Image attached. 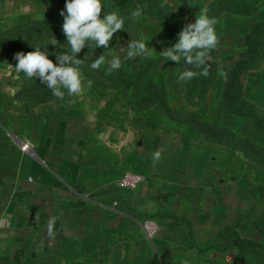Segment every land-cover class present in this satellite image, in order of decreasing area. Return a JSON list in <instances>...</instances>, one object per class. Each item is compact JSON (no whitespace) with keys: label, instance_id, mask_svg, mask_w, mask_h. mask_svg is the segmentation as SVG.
<instances>
[{"label":"rangeland","instance_id":"rangeland-1","mask_svg":"<svg viewBox=\"0 0 264 264\" xmlns=\"http://www.w3.org/2000/svg\"><path fill=\"white\" fill-rule=\"evenodd\" d=\"M162 1L170 17L184 26L195 22L201 8L210 11L208 15L218 13L219 45L209 54L208 77L177 82L191 65L183 60L164 62L159 56L174 45L167 23L160 15L146 13L130 19L124 11L135 10L136 0H124L105 13L116 12L125 21L110 49L86 46L87 51L77 56L84 60V95L39 101L45 89L51 91L46 86L32 87L37 79L17 74L13 57L16 52L34 51L54 37H45L37 29L29 38L15 35L11 30L28 22L19 21V16L0 19V158L12 152L9 145H20L22 151V141L35 145L32 130L37 133L45 118L61 117L64 110L75 107L74 112L100 133L104 145L121 149V158L115 157V166L108 167L109 183L128 196L135 189L122 188L117 180L130 171L142 177L132 200L115 193L104 198L103 207L95 203L80 211L85 229L72 245H63L57 252L51 247L46 258L22 264H264L263 253L232 243L247 237L264 246V133L255 124L256 117H264V50L245 49L247 35L255 37L248 45L256 46L257 40L264 46V0ZM236 2L249 9L240 10ZM138 39L147 43L156 59H126L127 44ZM63 47L47 45L54 63L52 53L63 52L67 43ZM110 53L120 56L119 70L106 75L107 65L98 70L90 67L101 54L111 59ZM245 58L249 63L238 75L241 88H233L240 89L252 107L243 116L230 110L222 94L226 80L217 72L221 63L226 71ZM161 97L176 117L162 111ZM69 99L74 103H67ZM191 113L218 134L190 133L186 116ZM248 140L254 144L250 151L245 149ZM157 149L162 156L153 164L151 154ZM145 218H153L159 226L151 238L141 228Z\"/></svg>","mask_w":264,"mask_h":264},{"label":"crops","instance_id":"crops-1","mask_svg":"<svg viewBox=\"0 0 264 264\" xmlns=\"http://www.w3.org/2000/svg\"><path fill=\"white\" fill-rule=\"evenodd\" d=\"M65 2L0 0V19L45 13L58 17ZM74 111L72 107L61 117L45 118L37 133L31 132L35 145L30 151L9 145L12 152L0 158V217L9 221L0 233V264L40 261L51 247L57 252L72 245L85 229L80 211L95 203L103 207L104 198L115 193L126 201L137 195L138 189L127 196L109 183L108 167L115 166V157L121 158V149L104 145L100 133ZM52 216L59 217L54 239L46 234Z\"/></svg>","mask_w":264,"mask_h":264},{"label":"clouds","instance_id":"clouds-1","mask_svg":"<svg viewBox=\"0 0 264 264\" xmlns=\"http://www.w3.org/2000/svg\"><path fill=\"white\" fill-rule=\"evenodd\" d=\"M163 6L161 4V7ZM103 9L102 0H66L64 9L59 14L63 17L62 32L68 45L67 52L52 53L56 58L55 63L49 58L47 45L64 48L54 36L43 46H36L34 51L16 52L13 57L17 61L14 67L16 73H23L27 79H39L52 95L61 101H64L66 96L68 98L82 97L85 92V78L81 70L84 60L78 59L77 54L86 46L90 49L97 47L110 49L114 34L124 30V19L116 12L107 13L101 18ZM142 14L143 8L138 4L130 13V19H139ZM216 24L217 20L209 17L206 8L199 9L195 22L186 24L177 34L174 45L159 53L164 62L173 61L179 64L183 60L185 64L191 65L179 74L177 82L190 80L198 75L204 77L210 75L207 63L209 54L219 45ZM120 48L123 50L124 47ZM149 48L142 39L131 40L127 44L126 59L136 57L156 59ZM110 55L112 58L108 59L105 54H101L91 63L90 67L98 70L102 65H107L106 75L119 70L122 66L120 56L111 53ZM192 67L200 71H193ZM217 75L224 79L228 77L222 63ZM87 84L90 86L91 81ZM67 103H74V100L69 99ZM161 156L162 150L157 149L153 152L151 154L153 164L158 163ZM58 219L57 216L48 219L46 234L49 238H55L54 226Z\"/></svg>","mask_w":264,"mask_h":264},{"label":"trees","instance_id":"trees-1","mask_svg":"<svg viewBox=\"0 0 264 264\" xmlns=\"http://www.w3.org/2000/svg\"><path fill=\"white\" fill-rule=\"evenodd\" d=\"M124 0H102L103 5H104V9L102 10L101 13V18H103V16L105 15V13L110 9L114 8L115 4L117 2L123 3ZM141 5V7L143 8V14H154L156 16L160 15L164 21L167 23V29H168V34L171 37V41L173 43L176 42L177 40V34L182 30V28L184 27V25H180V22L175 19L174 17H170L171 13L168 10V6L165 2H163L162 0H136V2L134 3V8L136 7V5ZM161 4H163L164 6L161 7ZM238 8H240V10H246L249 9L248 6L246 7L245 3L244 4H240L239 2L235 3ZM108 9V10H107ZM215 9V8H214ZM213 9V10H214ZM106 10V11H105ZM111 10V9H110ZM132 11L129 9H126L124 11V14H130ZM210 12V11H208ZM209 14V13H208ZM211 14V13H210ZM218 13H214V15H209L210 18L211 16H214L213 18L216 19ZM19 21H26L28 22L29 25H22L21 23L18 25V27H14V29H12V34L15 35H26L25 37L29 36L31 37V35L33 34V32L37 29L38 31H40V34H42L43 36H55V38L57 40H60L62 45L64 46V44H66V37L64 36L63 32H62V23L63 21L60 20L58 17H56L53 14L50 13H45L42 15V17H38V18H34V16L30 15V14H25V15H20L18 17ZM263 37L262 35H259L257 37ZM245 41L247 42V44L245 45V49L246 51L252 50V51H257V49L255 47H258L260 49L264 50V46H262V44L260 45V41H257V45L254 46H250L248 45L250 43V41H254L255 42V37L251 36V35H247L245 38ZM67 47H65L63 52L60 53H66L67 52ZM88 49V48H87ZM87 49L85 48L84 50H82L83 53L85 51H87ZM245 53V52H244ZM78 56V54H77ZM53 59L56 60L55 57H53ZM247 59L245 58L244 61H242V59H238L235 61L234 64L230 65L226 72L228 73V77L227 79H225V84H224V88H223V97L224 99L230 104V110L232 112H234L236 115H248V113L250 112V109L252 108L251 105L248 104V102L242 97L241 91L240 89L237 90L236 92L233 91L234 87H238L241 88V83L238 80V75H239V70L243 69L246 67V64H248L249 62L246 61ZM208 63V61H207ZM192 80V83H194L195 77L190 79ZM32 87L35 86H41L44 87L46 85L42 84L39 79H37V81H33L30 84ZM237 96V99H236ZM238 96L239 99H238ZM51 97H53L51 92H48V90L45 89L44 92H42L40 94V100L39 101H45L50 99ZM240 101V104H236V102ZM164 107H163V112L170 117H176L177 112H175L172 108H170L166 102V100H164V97H161V101H160ZM186 120H187V125L189 128V132L192 134H196V135H217L218 131H215L213 133L210 132V126H208L206 123L201 121V117H199L198 114L195 113H191V114H187L186 116ZM255 124L256 126H258L260 128V130L264 133V117H256L255 119ZM194 132V133H193ZM233 136V135H232ZM246 147L245 149L250 151L254 148V144L251 143V141H247L246 142ZM182 222H185L186 224L190 225V221L187 219H180ZM233 244H236L238 246L241 247H248L254 250H258L259 252L264 254V246L257 242L256 240H253L252 238H247V237H241V238H236L233 240L232 242Z\"/></svg>","mask_w":264,"mask_h":264},{"label":"built area","instance_id":"built-area-1","mask_svg":"<svg viewBox=\"0 0 264 264\" xmlns=\"http://www.w3.org/2000/svg\"><path fill=\"white\" fill-rule=\"evenodd\" d=\"M23 145L22 149L24 151H30L31 147L26 142H21ZM142 177L141 175L135 173V172H127L122 177H120L117 180V183L120 187L133 190L136 189L139 184L141 183ZM9 224V221L6 217L2 216L0 217V233L1 231L6 228ZM141 228L144 231L145 235L149 238L153 237L155 234H157L159 230V226L157 222L153 218H145L141 222Z\"/></svg>","mask_w":264,"mask_h":264}]
</instances>
